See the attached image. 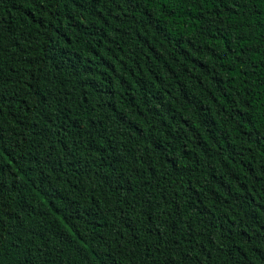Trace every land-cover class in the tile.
Wrapping results in <instances>:
<instances>
[{"label":"trees","instance_id":"16d2710c","mask_svg":"<svg viewBox=\"0 0 264 264\" xmlns=\"http://www.w3.org/2000/svg\"><path fill=\"white\" fill-rule=\"evenodd\" d=\"M0 264H264V0H0Z\"/></svg>","mask_w":264,"mask_h":264}]
</instances>
